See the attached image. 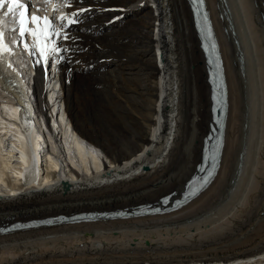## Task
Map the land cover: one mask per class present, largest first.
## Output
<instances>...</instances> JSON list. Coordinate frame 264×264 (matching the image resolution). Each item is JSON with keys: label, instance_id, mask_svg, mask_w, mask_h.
Masks as SVG:
<instances>
[{"label": "bare ground", "instance_id": "obj_1", "mask_svg": "<svg viewBox=\"0 0 264 264\" xmlns=\"http://www.w3.org/2000/svg\"><path fill=\"white\" fill-rule=\"evenodd\" d=\"M78 1L70 12L90 8L82 19L92 20L84 27L86 57L77 58L95 64L96 71L84 72L79 64L74 73L63 66L53 82L49 78L54 90L60 83L53 110L62 108L55 124L62 126L66 141L52 142L50 154L43 152L46 143L35 121L25 126L12 120L19 108L5 96L15 92L0 69V96L8 99L0 109V155L10 135L6 152L18 161L14 173L20 182L4 179L10 163L0 157V182L11 192L0 195V225L151 203L182 191L200 162L211 122L210 87L187 0ZM236 1L227 0L224 7L222 0H206L229 88L224 156L211 187L185 208L162 216L0 236V264H193L203 259L264 264V0ZM126 13L141 18L127 28L113 23ZM77 39L65 46L73 49ZM34 82L35 103L47 114L52 107L44 98L40 70ZM57 130L50 127L52 133ZM34 140L36 148L29 145ZM213 211L218 220L198 230L212 220ZM220 218L226 222L218 224ZM132 228L142 229L136 235L148 241L129 245ZM117 229V238L108 234ZM186 230L198 235L185 239L180 232ZM172 231L184 239L169 236ZM164 232L165 239H155ZM241 235L237 245L226 246L230 237Z\"/></svg>", "mask_w": 264, "mask_h": 264}, {"label": "snow or ice", "instance_id": "obj_2", "mask_svg": "<svg viewBox=\"0 0 264 264\" xmlns=\"http://www.w3.org/2000/svg\"><path fill=\"white\" fill-rule=\"evenodd\" d=\"M44 2L45 15L43 16L37 14L41 11L40 8H35L34 12H30L29 4L24 0H0V10L7 8L3 15L5 18L13 17L12 23L15 27L11 29L12 34L18 33L19 43L24 50L34 59L36 65H42L47 72L50 59L54 64L60 63L65 60L66 54L72 51L65 46L66 42L75 39L68 28L71 25L82 23L83 14L90 13L91 9L81 7L67 14L54 15L49 18L48 7L50 6L54 13H59L61 4L55 3L54 0H44ZM74 2L75 0H64L63 7H70ZM196 2L202 4L203 0H196ZM4 27L5 22L0 19V65H5L6 57L13 54L12 48L6 42ZM29 37L31 43H29ZM7 67L11 68V65Z\"/></svg>", "mask_w": 264, "mask_h": 264}, {"label": "rangeland", "instance_id": "obj_3", "mask_svg": "<svg viewBox=\"0 0 264 264\" xmlns=\"http://www.w3.org/2000/svg\"><path fill=\"white\" fill-rule=\"evenodd\" d=\"M236 1V0H235ZM79 3H82V0H79L78 1ZM237 2V1H236ZM111 12H115V11H111ZM107 13V12H106ZM131 15H128L127 13H126V15L124 16V19L122 18V20H120V21H113V23H118V22H122V23H119V24H121L119 27L120 28H122V27H125V28H127V27H129L131 24L130 23H128V22H135V20L136 21H138V19H140L141 17H139V18H137V17H135V15L134 16H131ZM241 16V15H240ZM132 19V20H131ZM90 20H92L91 18H90ZM251 44H252V42H251ZM99 46H103L104 47V45L103 44H99ZM102 47V48H103ZM251 50H252V48H251ZM157 56V55H156ZM158 56H159V54H158ZM157 56V58H159ZM161 56V55H160ZM112 64V63H111ZM112 67H109V66H106L105 67V69L106 70H110ZM207 74V73H206ZM207 87H208V84H207ZM4 104H7V102L6 103H4ZM50 111H51V109H50ZM49 110H48V113L50 112ZM5 115V114H4ZM41 133H42V138L44 139V141H43V143H46L45 141H47V139L48 140H50L51 138H50V136H49V134L47 133H45V131L44 130H42L41 131ZM10 136V135H9ZM9 136L6 138L7 140H5L4 142H3V146H4V149H3V151H2V154L0 155V157H1V159H3L4 161L5 160H8V162L10 163V165H8V168H6V170H5V172L4 173H6V174H4V179H6L7 181H8V183L9 184H11V183H14V184H19L20 182L18 181V180H16L17 178L15 177V173H14V170H16V167H19V164H18V161H17V159L14 157H12V155L10 154V152L9 151H7L6 152V150H7V142H9ZM0 137H3L2 135H0ZM58 139H59V137H58ZM63 141H65L64 139L62 140V142ZM66 142V141H65ZM1 146H2V144H0ZM44 147H45V145H44ZM43 147V149H45ZM51 147H52V145H51ZM50 147V148H51ZM52 149L53 148H51V151H52ZM62 149V148H61ZM62 151H63V149H62ZM67 152V153H66ZM63 153H65V154H67L68 156L67 157H70V153L68 152V151H63ZM2 156H3V158H2ZM9 158V159H8ZM14 159V160H13ZM46 161V159L45 160H43L42 159V166H44V164L46 163L45 162ZM14 162V163H13ZM10 166V167H9ZM254 166H258V163H256V164H254ZM0 167H1V164H0ZM0 170H1V168H0ZM14 174V175H13ZM6 175V176H5ZM255 180V179H254ZM16 181H18V182H16ZM10 191H9V188H8V186L6 185V184H4L3 182H0V195L1 194H8ZM11 193V192H10ZM15 194V193H14ZM216 206H218V204H215ZM214 205V206H215ZM213 214H210L211 216V218H212V220L211 221H209L208 223L207 222H204V223H202L201 225L203 226L202 228H198V230L200 229V231H202L203 229H206V228H211L212 226L211 225H213V224H209V223H211V222H213V221H215V220H218V211L216 212V211H213L212 212ZM261 215L262 216H264V211H262L261 212ZM222 218H220V220H219V222L220 223H218V224H223V223H225L226 222V220L225 219H222ZM227 219H229V217L227 218ZM222 221V222H221ZM225 221V222H224ZM121 221H119V222H116V223H120ZM109 223H113V222H109ZM199 225V224H198ZM207 225V226H206ZM190 229H191V227H190ZM118 230V229H117ZM133 232H134V235L133 236H130L129 235V237L127 238V241L129 242V245H130V243L132 242L133 244H135V243H141V241H139L140 239H141V237H142V235L140 236V235H136V232H140L142 229H135V230H137V231H135L134 230V228H132L131 229ZM130 229H127V230H120V233H122V232H126V231H128V232H130L131 231ZM225 230V229H224ZM122 231V232H121ZM143 231V230H142ZM187 231V230H186ZM118 232H119V230L118 231H112L111 233H108V234H110L111 236H113V237H116L117 238V235H118ZM175 231H172V233H170V235L169 236H173L176 240H178V239H186V238H189L190 237V235H198V234H193L194 233V230H189V231H187V232H180V235H187L186 237H181L178 233H176ZM185 233H187V234H185ZM17 234H19V233H17ZM15 235V234H14ZM160 235H162V236H160ZM159 236H157L158 238H155V239H159V240H161L162 238L163 239H165V235H166V232H164L163 234H160ZM164 235V236H163ZM13 236V235H12ZM179 236L181 237V238H179ZM244 235H241V236H233V237H230V240H229V243H227L226 244V246H234V245H237L238 243H239V241H242L243 239H244V237H243ZM131 237H133V238H131ZM137 237V238H136ZM160 237H161V239H160ZM139 238V239H138ZM241 240H240V239ZM120 239V238H119ZM133 239V240H132ZM136 239V240H135ZM141 240H144V242H146V241H148V240H146L145 238H143V239H141ZM170 241V240H169ZM135 242V243H134ZM157 242H159V241H157ZM131 243V245L133 246V244ZM92 245H95V243L94 242H91V246ZM142 245V244H141Z\"/></svg>", "mask_w": 264, "mask_h": 264}, {"label": "water", "instance_id": "obj_4", "mask_svg": "<svg viewBox=\"0 0 264 264\" xmlns=\"http://www.w3.org/2000/svg\"><path fill=\"white\" fill-rule=\"evenodd\" d=\"M234 30V29H233Z\"/></svg>", "mask_w": 264, "mask_h": 264}]
</instances>
